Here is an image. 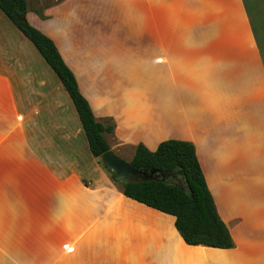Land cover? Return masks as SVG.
Returning <instances> with one entry per match:
<instances>
[{
  "label": "crops",
  "instance_id": "0c3cea01",
  "mask_svg": "<svg viewBox=\"0 0 264 264\" xmlns=\"http://www.w3.org/2000/svg\"><path fill=\"white\" fill-rule=\"evenodd\" d=\"M26 4V21L54 42L75 75L58 42L46 32L38 14L29 10L28 0ZM231 4V0H101L100 10L106 13L117 8L122 13L153 15L160 36L154 38L155 48L165 57L160 66H150L141 58L107 46L104 40H93L91 62L95 69L108 63L109 71L125 77L131 71L144 76L160 105L159 118L152 125L146 114L126 100L116 118L123 138L148 140L157 131L159 137L190 142L197 120L205 116L198 109L178 112L173 102L180 93L196 95L199 103L212 108L213 128L215 120L230 122L229 111L220 104L215 110L218 92L214 84L221 79L208 74L205 81L210 80V86L200 87L198 71L205 64L200 66L199 62L205 61V55L211 57L209 64L225 56V60L237 63L226 69V75L238 82L246 77L245 61L249 53L254 59V52L248 51L246 39L240 37L217 35L201 42L187 41L188 36L183 37L187 26L177 21V15H223ZM62 8L55 14H63ZM82 12L71 8L68 16L85 18ZM168 14L176 15L173 22H168ZM75 78L84 96L83 83ZM165 79L172 80V87L165 86ZM57 86L62 87L32 44L0 12V264H264V153L258 149L264 147L263 127L259 126L258 135H246L241 126H237V136L214 131L217 144H202L203 163L195 149L217 213L234 246L229 250L187 246L174 228L173 217L108 190L100 174H92L96 191H84L74 177L56 180L28 154L22 118L16 113L11 93L47 92ZM94 103L101 106L102 100L96 97ZM248 137L247 142L253 138L257 143L254 151L246 148ZM157 146L148 150L155 151ZM235 218L239 222L234 223Z\"/></svg>",
  "mask_w": 264,
  "mask_h": 264
},
{
  "label": "rangeland",
  "instance_id": "374dc122",
  "mask_svg": "<svg viewBox=\"0 0 264 264\" xmlns=\"http://www.w3.org/2000/svg\"><path fill=\"white\" fill-rule=\"evenodd\" d=\"M231 1L229 12L223 15H177V21H183L187 26L183 33V37L188 36L187 41L201 42L205 37L217 35L245 38L248 51L252 49L255 55L252 59L250 54L253 53H249L248 60L245 61L246 77H241L238 82L234 76L226 75V69L237 63L225 60V56L213 59L209 64L207 62L211 61V57L205 55L203 61L206 63L199 62L200 66L205 64V67H200L198 71L200 87L210 86V80L205 81L208 74L211 78L221 79L214 84L216 92L219 93L215 95V110L220 104L219 107L229 111L230 122L225 124L222 119L215 120L213 128L212 108L199 103L196 95L187 96L180 93V97L174 99L173 107L178 112L198 109V113L202 117L205 116L204 120H197L196 134L189 138L202 163V144L206 147L212 143L217 144L214 131L237 136L239 126L241 132L244 128L246 135H258L261 131L259 126L264 129V0ZM28 3L29 10L38 14L46 32L58 42L61 53L74 70L79 82L83 83V94L94 110L96 120L104 127H111L112 132L104 137L109 149L116 156L129 163L138 145L151 149L169 139H186L159 137L157 131L148 140L130 141L123 138L118 132L116 118L125 101L128 100L137 106L154 125L159 118L158 100L152 89L147 86L144 76L131 71L130 76L125 77L123 73L109 71L108 63L95 69L94 62H91L92 47L95 43L93 40H104L107 46L115 47L120 52L123 50L122 52L134 59L141 58L143 63L146 62L150 66H160L165 57L155 48L154 38L160 36L155 28L153 15L135 14L134 11L122 13L117 8L106 13L100 10L101 0H28ZM61 7L63 14H55ZM195 7L198 8L196 5ZM71 8L85 12V18L68 16ZM238 11L241 15H238ZM166 16L168 22H173L176 18V15ZM242 63L244 61H241L240 69ZM88 75L93 76L87 79ZM161 85L164 86V80ZM171 85L172 80L169 79L168 82L165 79V86ZM23 89L30 88L23 86ZM11 94L16 113L22 118L26 151L56 180L65 181L74 177L82 190L96 191L92 174H100L108 190L122 194V187L111 178L100 158H94L90 154L77 115L62 87L48 88L47 92ZM96 97L102 100L101 106L95 105ZM254 119L259 125L255 124ZM248 140L249 137L246 139V148H252L254 151L257 143L253 138H250V142H247ZM241 144L243 145L242 141ZM258 149L264 153L263 146ZM100 191L102 192V189ZM239 220L235 218L233 222L237 223ZM97 264L108 263L98 261ZM144 264L149 263L145 261Z\"/></svg>",
  "mask_w": 264,
  "mask_h": 264
},
{
  "label": "trees",
  "instance_id": "16d2710c",
  "mask_svg": "<svg viewBox=\"0 0 264 264\" xmlns=\"http://www.w3.org/2000/svg\"><path fill=\"white\" fill-rule=\"evenodd\" d=\"M26 10V0H0V12L32 44L61 83L84 132L90 154L100 158L109 150L104 136L112 129L96 120L88 101L80 93L73 72L65 64L54 42L32 27L25 16L23 21L18 20L19 12ZM130 163L140 169L174 173V184L180 187L154 181L124 183L110 173L111 178L122 187L125 198L173 217L174 228L187 246L218 250L233 248L230 232L217 213L192 143L166 140L155 151L138 145Z\"/></svg>",
  "mask_w": 264,
  "mask_h": 264
},
{
  "label": "water",
  "instance_id": "95a60500",
  "mask_svg": "<svg viewBox=\"0 0 264 264\" xmlns=\"http://www.w3.org/2000/svg\"><path fill=\"white\" fill-rule=\"evenodd\" d=\"M25 14V11H20L18 20L23 21ZM100 160L110 173L114 175L116 180L124 183L154 181L179 186L178 184H174V180L176 179L174 173H158L150 169H140L130 162L128 163L119 158L110 149L101 155Z\"/></svg>",
  "mask_w": 264,
  "mask_h": 264
}]
</instances>
